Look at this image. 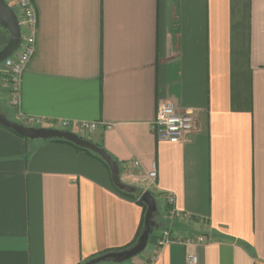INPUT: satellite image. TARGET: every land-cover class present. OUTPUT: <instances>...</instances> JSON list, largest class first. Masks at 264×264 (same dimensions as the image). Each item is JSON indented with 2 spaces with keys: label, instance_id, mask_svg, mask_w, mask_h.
I'll return each mask as SVG.
<instances>
[{
  "label": "crops",
  "instance_id": "0c3cea01",
  "mask_svg": "<svg viewBox=\"0 0 264 264\" xmlns=\"http://www.w3.org/2000/svg\"><path fill=\"white\" fill-rule=\"evenodd\" d=\"M31 3L37 23L21 111L97 122L87 138L118 163L123 182L156 200V231L123 264H185L187 251L197 264H264V0ZM7 39L0 26V49ZM2 84L0 72V92ZM164 99L193 111L185 140L157 139ZM133 159L139 168L127 174ZM168 194L189 219L163 215ZM143 218L89 152L0 124V264H85L133 245ZM163 228L205 242L156 250Z\"/></svg>",
  "mask_w": 264,
  "mask_h": 264
},
{
  "label": "built area",
  "instance_id": "2783aa9c",
  "mask_svg": "<svg viewBox=\"0 0 264 264\" xmlns=\"http://www.w3.org/2000/svg\"><path fill=\"white\" fill-rule=\"evenodd\" d=\"M17 7V18L21 31V41L17 50L0 63V72L3 73V84L0 92V99L8 108L15 110L18 122L31 127H49L59 130L72 131L80 136L87 137L97 128V122L70 119H45L39 116L25 114L20 109V79L24 66L27 64L34 52L36 14L33 10L31 0H15ZM195 126L193 111L178 109L170 99H164L157 106L156 117L153 122V129L157 139L170 143H177L185 140L192 133ZM139 161L133 159L124 164L126 173L132 169L139 168ZM157 170L155 163H152L147 172L149 180H155ZM165 207L162 213L166 218L176 219L184 222L191 217L189 213L181 212L175 208V198L172 194L165 196ZM171 242H177L185 246L203 244L205 239L202 235H186L184 237H172L169 228L160 230L156 240V250ZM198 257L195 253H185V264H197Z\"/></svg>",
  "mask_w": 264,
  "mask_h": 264
},
{
  "label": "water",
  "instance_id": "95a60500",
  "mask_svg": "<svg viewBox=\"0 0 264 264\" xmlns=\"http://www.w3.org/2000/svg\"><path fill=\"white\" fill-rule=\"evenodd\" d=\"M0 26L7 30L8 39L6 44L0 49V63L10 56L19 47L21 41V31L16 12L7 4L5 0H0ZM0 124L12 131L27 137L29 139H64L75 145L91 150L99 155L108 165L112 183L121 190L135 191L136 187L123 182L120 178V169L118 163L111 155L99 144L90 138L83 137L72 131L59 130L49 127H31L15 121L7 116L0 109ZM140 201L146 206L143 219V227L135 243L128 248L108 252L94 259L87 261L85 264H95L103 260L113 262H122L129 260L140 254L147 246L149 236L156 227L155 215L157 213V203L150 191H143L140 195Z\"/></svg>",
  "mask_w": 264,
  "mask_h": 264
},
{
  "label": "trees",
  "instance_id": "16d2710c",
  "mask_svg": "<svg viewBox=\"0 0 264 264\" xmlns=\"http://www.w3.org/2000/svg\"><path fill=\"white\" fill-rule=\"evenodd\" d=\"M16 133V132H15ZM18 134V133H17ZM20 135V134H19ZM22 136V135H21ZM49 140H57V141H63V142H66V143H69V144H72V145H74L76 148H78V149H81V150H84V151H86V152H89L90 154H92L93 156H95L96 158H98L99 159V161H101L103 164H105L106 165V167L108 168V165L104 162V160L99 156V155H97L96 153H94V152H92L91 150H89V149H86V148H83V147H80V146H78V145H75V144H73L72 142H69V141H67V140H64V139H49ZM98 144V143H97ZM99 145L101 146V144L99 143ZM102 147V146H101ZM109 169V168H108ZM115 188L119 191V192H121L122 194H124V195H126V196H130V197H133L134 199H135V201H137L139 204H141L142 205V207H143V212H145V208H146V206H145V204L143 203V202H141L140 201V195H141V191L140 190H138V189H136L135 191H126V190H121V189H119V188H117L116 186H115ZM144 219V218H143ZM142 226H143V224H142ZM141 229H142V227H141Z\"/></svg>",
  "mask_w": 264,
  "mask_h": 264
},
{
  "label": "rangeland",
  "instance_id": "374dc122",
  "mask_svg": "<svg viewBox=\"0 0 264 264\" xmlns=\"http://www.w3.org/2000/svg\"><path fill=\"white\" fill-rule=\"evenodd\" d=\"M14 10H16L15 8H14ZM15 12H17V11H15ZM1 106V105H0ZM156 231V230H155ZM154 229H153V231L151 232V234H150V236H149V239H150V237L152 236V234H154ZM125 261H127V260H125ZM125 261H122V262H111V261H105V262H102L103 264H123V263H125Z\"/></svg>",
  "mask_w": 264,
  "mask_h": 264
}]
</instances>
